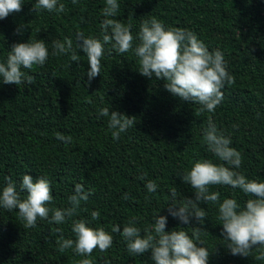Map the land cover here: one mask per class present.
Returning <instances> with one entry per match:
<instances>
[{"label":"trees","instance_id":"trees-1","mask_svg":"<svg viewBox=\"0 0 264 264\" xmlns=\"http://www.w3.org/2000/svg\"><path fill=\"white\" fill-rule=\"evenodd\" d=\"M60 2L65 11L57 14L33 11L36 0H24L20 12L0 20V62L6 61L14 43L29 39H43L49 50L43 66L24 69L35 78L34 84L0 82V191L7 178L19 190L24 174L34 181L45 176L51 182V207L63 208L75 185L83 184L91 194L72 219L91 220V212L99 211L100 219L91 226L104 227L113 236V244L105 252L94 250L90 257L72 249L60 252L54 230L60 228L66 239H75L71 219L60 225L38 219L35 227L25 228L18 209L0 208V264H79L85 258L93 264H154L150 252L130 254L122 236L111 229L119 224L122 230L135 217V226L143 234L160 211L168 217L166 231L184 227L191 234V227L168 215L167 208L173 187L178 202L194 198V189L179 176L195 161L221 163L203 140L209 120L241 152L237 171L264 181V0H118L120 10L114 18L130 24L134 38L143 21L156 17L166 28L190 30L210 51L224 53L235 82L225 85L224 98L211 113L173 96L163 80L139 73L134 54L138 39L133 50L124 54L114 50L109 54L111 45H106L100 75L89 86L90 65L76 49V33L102 36L105 0ZM21 25L26 27L17 34ZM65 38L73 40L79 62L71 61L70 54L52 55L53 42ZM104 107L134 116L135 125L114 140L108 118L98 115ZM57 132L71 136L72 142L56 139ZM147 180L156 182L154 193L147 191ZM217 192L221 202L235 198L243 206L248 199L239 189L210 186V194ZM200 206L206 211L202 226L206 231L200 239L210 253L208 264H264L254 259L255 250L247 257L232 255L221 235L218 205Z\"/></svg>","mask_w":264,"mask_h":264},{"label":"clouds","instance_id":"clouds-1","mask_svg":"<svg viewBox=\"0 0 264 264\" xmlns=\"http://www.w3.org/2000/svg\"><path fill=\"white\" fill-rule=\"evenodd\" d=\"M77 2L78 0H72L73 4ZM23 3L24 0H0V20L7 18L12 12H20ZM40 9L60 14L65 11V5L60 0H36L32 10ZM119 10L118 0H105V6L101 10L105 17L101 23L102 36L76 33V49L86 55L90 65L87 72L89 86L93 78L100 75L106 45H111L108 48L109 54L113 50L124 54L133 50L134 39H138L134 54L138 58V71L142 76L163 80L164 88L173 96L202 106L201 111L214 112L224 98L222 89L226 84L235 82L234 76L227 70L224 53L219 49L210 51L190 30L166 28L156 17L143 21L134 38L132 26L114 18ZM25 27L21 25L16 33L22 34ZM52 49V55L70 54L71 61L79 62V55L71 38H65L63 42L54 41ZM48 57L49 50L43 39L14 43L6 61L0 62V82L16 86L34 84L35 78L24 69L31 70L34 65L43 66ZM98 115L108 118V128L114 140H118L122 133L135 125L134 116L107 107L101 108ZM55 136L65 144L72 142L71 136L60 132ZM203 140L208 151L221 163H214L211 159L195 161L190 170L179 176L183 183L190 184L194 189V198L185 197L182 202H178L177 189L173 187L170 190L172 199L167 208L168 215L177 219L181 225L191 227V234L184 227L166 231L168 217L160 215V211L153 217L151 226L143 230V234L135 226V217L122 230L119 224L114 225L111 232L122 236L130 254L142 256L150 252V259L154 264H208L210 253L200 239L202 232L206 231L202 228L206 211L200 205L211 202L218 205V219L222 222L221 235L231 254L247 257L253 255L255 250L254 259L264 261V181L249 179L237 171L242 164L241 152L231 147V138L218 130L212 120L203 129ZM146 175L140 179H145ZM213 185L239 189L248 199L243 206L235 198H225L221 202L218 192L209 193V188ZM145 187L148 192L154 193L157 184L154 180H147ZM90 194L83 184H76L74 194L67 198L66 207H51L54 198L50 180L45 176H38L34 181L31 175L24 174L19 190L16 183L7 178L6 186L0 191V208L8 211L18 209L25 228L35 227L38 219L56 225L71 219V231L75 239H66L61 229L56 228L54 231L58 234V250L64 252L72 249L80 256L90 257L94 250L105 252L113 244V236L104 227L91 226L92 221L100 219L99 211L91 212V220L72 219ZM124 198H128L127 194ZM193 221L200 226H195ZM79 264H93V261L85 258Z\"/></svg>","mask_w":264,"mask_h":264}]
</instances>
